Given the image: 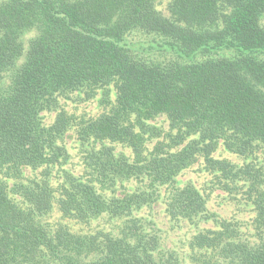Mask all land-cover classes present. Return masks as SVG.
Returning <instances> with one entry per match:
<instances>
[{
    "label": "trees",
    "instance_id": "1",
    "mask_svg": "<svg viewBox=\"0 0 264 264\" xmlns=\"http://www.w3.org/2000/svg\"><path fill=\"white\" fill-rule=\"evenodd\" d=\"M0 264H264V0H0Z\"/></svg>",
    "mask_w": 264,
    "mask_h": 264
},
{
    "label": "rangeland",
    "instance_id": "2",
    "mask_svg": "<svg viewBox=\"0 0 264 264\" xmlns=\"http://www.w3.org/2000/svg\"><path fill=\"white\" fill-rule=\"evenodd\" d=\"M96 105V106H95ZM95 105H92L91 108H90V112L93 111V108L95 107V112L97 111H101L100 109L102 107H100L97 103ZM157 125L161 126V127H165L167 128L169 126V123L165 121L164 118H159L157 119L156 121ZM231 157V156H229ZM232 158V157H231ZM233 159V158H232ZM196 168H198V166H195ZM188 171V170H187ZM208 175L206 173H203V172H193V171H188L186 172V174L182 177H179L180 178V182L183 183L185 181H187L188 179H191V178H195L196 181H198V184H201L203 183L206 179H207ZM221 201V199L219 198H216L215 200H213L212 202V205H214V208L215 209H218L219 212L223 213V215L227 216V214H230V210H232V208L230 206H227L225 204L221 205L218 203ZM217 204V205H216ZM160 207L157 208L159 211L160 209L163 210V207L161 205H159ZM156 210V209H155ZM157 212V210H156ZM144 213V212H143ZM164 213V212H163ZM145 215L147 216L148 214L145 212ZM155 219V218H154ZM158 219L161 221V224L160 227L164 230H169L171 232V238H174L176 241H177V246L178 248L180 249H183V250H188L187 246H186V243L184 244V242L186 241L185 239L187 238V235L189 236L190 232L189 231H192L195 232L194 230H190L189 227L186 225L183 227V229H177V231H172L170 229V226H169V223L167 221V219L165 218V216L163 214H158ZM172 240V239H171ZM171 242V241H170Z\"/></svg>",
    "mask_w": 264,
    "mask_h": 264
}]
</instances>
